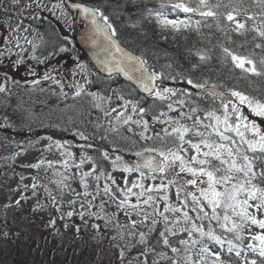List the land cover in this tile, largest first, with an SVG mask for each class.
Segmentation results:
<instances>
[{
  "label": "snow or ice",
  "instance_id": "1",
  "mask_svg": "<svg viewBox=\"0 0 264 264\" xmlns=\"http://www.w3.org/2000/svg\"><path fill=\"white\" fill-rule=\"evenodd\" d=\"M44 12L69 31L75 23L73 14L79 16L84 21L81 40L90 45L99 73H106L101 76L92 73L86 64H78L84 84H99L111 95L88 91L84 84L77 82L69 85L75 89L73 99L82 95L92 99V106L110 118L106 133H116L127 140L130 137L121 133V128H126L140 140L154 142L134 153L142 161L134 166L122 163L123 157L119 155L111 160L114 168L139 174V178L131 182L125 177V187L118 188L124 198L119 200L117 207L129 218L132 213L142 216L139 221L130 219L131 229L119 237L122 241L127 237L123 246L112 245L118 249L119 264H264V0H159L155 7H149L148 0H95L91 3L86 0H0V106L5 110L0 128L13 126L7 109L13 108L16 87L36 86L41 80H50L60 86L65 98L68 96L60 80L48 71L41 78L24 79L22 84L4 70L8 67L15 71L24 65L29 75L36 76L28 60L44 64L51 57L71 50V38L52 26V20L44 16ZM26 20L29 23L25 24ZM45 21L52 28L51 35L56 38L53 41H46L45 34L33 27V23ZM147 25L157 27L160 38L165 41L171 36L173 41L181 37L187 43L192 34L197 41L157 68L149 60L155 57L158 63L159 53L155 46L151 51L145 47L149 39ZM42 44H51L52 49L43 59L36 55ZM24 45L31 48L27 57L25 53L29 48ZM212 49L219 50L218 63L226 67L237 82H247L252 92L210 82L204 73L215 70ZM165 55L169 54L165 52ZM181 56L187 60V68L180 63ZM197 72L199 77L195 76ZM91 75H96L95 81L89 78ZM121 76L127 84L112 87ZM166 81L188 87H171ZM113 96L122 103L104 108L103 104L107 101L110 105ZM208 102L211 107H201ZM24 103L18 100L13 111L31 115L30 108H23ZM251 117L260 118L261 123ZM155 124L166 127L156 131L152 127ZM100 127L97 123L96 128ZM63 130L68 131L67 128ZM149 132L153 134L148 135ZM73 135L83 141L90 139L78 128ZM47 139L52 140V137ZM101 139H107V135ZM66 145L71 146L68 141H55V147L64 150L61 155L73 158L74 154ZM47 147L51 149L52 145ZM116 150L118 147L114 146L113 151ZM189 150L194 154L189 155ZM101 155L104 160L110 159L107 150ZM86 161L94 166L90 171L79 173L80 186L84 189L82 195L95 200L100 195L99 186L95 194L89 191L88 177L94 176L98 181L100 175H105L112 184L115 180L103 172L94 175L97 167L91 156L81 155L74 166L80 169ZM45 163L48 168L53 167L52 161L44 160L30 167L40 169ZM63 166L69 167L68 160L63 161ZM181 174H187L188 178H182ZM67 179L69 177L63 176L54 183L67 187L64 183ZM146 179H160L161 182L146 186L143 182ZM181 179L182 183L178 184ZM174 185L179 201L175 205L169 202L168 195ZM36 187L34 183L32 188ZM134 189L139 191L134 192ZM181 192H184L183 198ZM103 193L113 200L118 199L116 190L108 183ZM132 196L136 197L134 204L130 203ZM52 200L55 206L56 197L52 196ZM161 200L164 202L162 211L158 206ZM15 203L19 206L20 200ZM69 203L74 205L76 201ZM88 206H93L91 201ZM149 207L151 212L147 210ZM190 213H195V217ZM74 215L73 211L62 213L60 220L71 219ZM78 215L87 227L86 213L81 211ZM88 215L104 218L96 213ZM161 222L162 229L158 227ZM56 224V219H50L46 226L55 228ZM139 225H145L147 232L139 230ZM91 227L99 231L100 226L92 224ZM253 227L259 230L252 231ZM68 228L64 223V229ZM75 233L80 236V226L75 227ZM54 234L58 235L59 229ZM4 236L7 238L8 233ZM112 240H116V236ZM133 250L135 256L131 255Z\"/></svg>",
  "mask_w": 264,
  "mask_h": 264
},
{
  "label": "trees",
  "instance_id": "2",
  "mask_svg": "<svg viewBox=\"0 0 264 264\" xmlns=\"http://www.w3.org/2000/svg\"><path fill=\"white\" fill-rule=\"evenodd\" d=\"M86 2L91 3L95 2V0H86ZM158 2L159 0H148V6H158ZM43 15L48 16L52 20V26L56 27L54 18L49 13L44 12ZM193 19H198V17H193ZM27 23L29 21L26 20L25 24ZM33 27H37L40 32L45 34L46 41L56 39L51 35L52 28L49 27L47 21L43 24L33 23ZM147 30L149 39L145 47H148L151 51L153 46H155V50L159 53L158 63L155 57L150 58L149 63L154 64L157 68L170 62L176 53H183L185 46L190 47L197 41V37L194 34L190 36V40L187 43L181 37H177V40L173 41L171 36L165 41L160 38L159 29L154 25H147ZM204 31L207 32L208 30L205 29ZM30 38L33 37L30 36ZM36 39L39 41L38 38ZM197 46L205 47L204 44H197ZM51 50V44H42L36 55L43 59L47 55V52ZM165 52L169 55L166 56ZM212 52L214 55L212 68L215 70L212 72L205 71L204 73L206 77L210 78V82L222 84L227 87L237 86L252 92V89L247 86V82H237V80L233 79V74L229 73L226 67H222L218 63L217 57L219 56V50L212 49ZM55 57L53 56L46 60L44 64L36 63V65L44 66L43 69H46L51 63L57 64L51 62ZM77 59L78 64H86L92 73L99 74L80 51ZM179 59L180 63L187 68V60L183 56L179 57ZM191 59L194 61L195 57ZM77 71H80L79 68ZM53 72L58 75L56 68L51 73ZM199 75V72L195 74L196 77H199ZM80 78L82 79V84H84V77L80 76ZM89 78L95 81L96 75H91ZM165 83L168 86L176 88L188 87L185 84L173 83L171 81H166ZM126 84V82L118 77L116 83L112 84V87L115 88ZM84 86L88 91L99 92L101 95H111L110 91L99 84H84ZM13 91L15 93L13 96V108L18 100L24 101L23 108H30L32 114L29 115L28 112L13 111V108L7 109V114L13 126L7 129L0 128V139L11 145L21 147L22 145H29L42 137L49 136L58 140L70 141L74 139L76 142L70 143L71 146L68 149H71L74 154L75 162H79L81 155L91 156L93 161L96 162L97 167L94 175H100L101 172L108 175L113 167L111 159H114L115 156L119 155L123 157V161L126 163H133L135 159L134 153L136 151L141 150L142 147L152 146L154 143L153 141L140 140L138 136L127 132L126 128H121V133L124 136L130 137L127 140L121 139L116 133H106L105 130L109 127L108 120L110 118L99 116L98 109L92 106L93 101L90 97L82 95L75 99H73V96L65 98L60 94L49 92L46 89L41 91V88L38 89L35 86L26 88L18 87ZM252 94L256 93L253 92ZM114 99L115 96H113L112 100ZM216 103L218 104L219 101ZM106 104L107 101L104 103L105 107ZM205 106L211 107L212 105L210 102L201 104V107ZM163 110L167 111L166 108ZM187 110V108H184V111ZM4 115L5 110L0 106V124L4 123ZM172 115H176V113ZM70 117L71 121L69 120ZM147 118L150 120V117ZM97 123L101 125L100 128H96ZM188 123L191 122L189 121ZM53 124L58 126H51ZM162 126L160 124L152 125L156 131H159ZM65 128L68 131H64L63 129ZM77 128L84 131L90 139L83 142L78 140L77 136L73 135V131ZM136 131L138 132L139 129H136ZM152 134V132L148 133V135ZM105 135H107V139H101ZM133 141H136L135 145L139 144L137 148H135ZM84 144H92L94 147L81 148L80 145ZM114 146H117L118 150L113 151ZM156 146H159L158 143ZM104 150L109 152V160L103 159L101 152ZM90 163L93 165L90 161L85 162V164ZM38 171L39 169L21 167L12 162L9 163L8 160L0 162V178L5 174H17L21 177L37 176ZM93 178L94 176L88 178L90 190L95 185ZM52 181L50 185L54 187L55 180L52 179ZM51 189L57 190L55 188ZM63 196H65V193H63ZM159 208L161 211L163 210L160 206ZM91 213H96L98 216L104 217L102 210L95 206L92 208ZM85 219L88 221L87 227H85L79 215H74L71 219L65 217V220H63V223L73 226L74 229L77 225L80 226L81 233L77 237L75 231L73 233L71 231H62L58 227L51 229V232H46L45 229H42L38 225L36 220H32L31 216L16 204L0 210V230L3 233H8L7 238H5L4 234L0 235V264H119L115 254L116 251L118 252V249L112 248V245L120 244L123 246L126 243L127 237L125 241L120 240L119 237L121 234L126 235L127 231L122 232L120 228L106 220L105 217L103 219H97L96 216H89L87 214ZM92 224H98L100 226L99 231L93 229L91 227ZM158 227L162 229L163 223L161 222ZM57 229H59L58 235L54 234ZM139 230L147 232V227L143 225ZM93 236L96 239H92ZM113 236H116V240H112ZM131 255H136L135 250L131 252Z\"/></svg>",
  "mask_w": 264,
  "mask_h": 264
},
{
  "label": "rangeland",
  "instance_id": "3",
  "mask_svg": "<svg viewBox=\"0 0 264 264\" xmlns=\"http://www.w3.org/2000/svg\"><path fill=\"white\" fill-rule=\"evenodd\" d=\"M180 17L183 18V14H180ZM174 18V17H170ZM55 21V19H54ZM56 28H59L60 33L62 35H68L71 38V45L70 51L68 53H61L57 55L51 62L57 63V64H49L46 69H43L44 66H37L36 62L28 60L27 63L31 64L34 67V70L36 72V76H31L27 73L26 68L24 65H21L18 70H10L8 67H5L4 70L9 71V74L12 75L15 79L21 80V83L23 84L24 79L32 80V79H38L41 78L45 71H48L50 75L54 76L57 80H60V82L64 85L63 91L68 93V96H73L71 94L74 93L75 89L69 87V85L74 83H81L83 77L81 75L80 71L78 70V59L77 56L79 55V50L77 45L75 44V41L73 39L72 30H67L64 25L58 24L55 21ZM36 42L39 43V41L36 39ZM25 47L29 48V52L25 53V57L29 56L31 54V48L29 45H24ZM73 60L76 62L75 66L67 67L65 64L69 61ZM56 66V67H54ZM57 69L58 75L55 74L53 71L54 68ZM53 68V69H52ZM75 73V75H73ZM31 85H25L24 87L20 88H26L30 87ZM36 88L46 89L49 92H53L56 94H61L60 86L53 83L52 81H43L41 80V83L39 85L35 86ZM18 88V87H16ZM14 88L13 90H15ZM63 96V95H62ZM118 103H122L116 100L111 101L110 105L109 102H107L106 107L103 104L104 108H108L109 106L115 107ZM120 109H118L119 111ZM99 116H104L103 112L98 109ZM115 114V113H114ZM114 114H112L114 116ZM174 114V113H172ZM170 113V115H172ZM252 119H256L258 123H261L260 118L251 117ZM78 140L79 137L77 136ZM58 139L52 138V140H48L47 137H42L39 140L30 143L29 145H22L21 147H18L16 145H11L6 141H3L0 139V162L6 161L12 162L15 165L21 166V167H30V165L35 164L39 162L40 160L44 161H52L53 167L48 168L47 163L42 165V167L37 172V176H25L21 177L17 174H5L2 175L0 178V210L5 209V205H13L16 204L15 202L17 200H20L19 207L25 211L28 215L31 216L32 220H36L38 225L45 229L46 232H51L53 229L52 227H47L48 221L50 219H56L57 224L55 228H59L62 231H71L73 233L75 231L73 226H69L68 230L64 229V223L62 220H60V215L62 213H67L68 211H73L78 215L79 212L84 211L87 214L91 213L92 208L95 206L97 208H100L102 210L103 216L106 218V220L110 221L112 224L121 229L122 232H126L131 229V223L130 219H135L137 221L142 219V216H137L135 213H132L131 218L125 215L124 210L121 208H118L117 205L119 203L120 199H123V195L118 191V188H124V178L127 177L128 181H134L139 178V174L136 172L133 173H125L121 170V168L112 167L110 173L108 175H111V177L115 180V184H112L111 180H106L104 175H100V179L97 181L93 178V183L95 185L93 186V189L89 191L93 192L95 194L97 185L99 186L100 195L97 196L95 200H92L91 196L84 197L82 195L84 189L80 186V172H87L90 171L93 168V165L90 164H84L80 169H77L74 165L78 164L79 162H75V158L73 155V158H69L66 154L61 155V153L64 151L63 149H57L55 147V141ZM61 142L68 141L70 143L76 142V140H59ZM83 142V140H80ZM52 145L51 149H48V145ZM71 145V144H70ZM139 145V144H138ZM138 145H135V148H137ZM69 152L72 153L71 149H68V145L65 146ZM185 147H188L185 145ZM194 154L192 150H189V155ZM14 157V158H13ZM68 160L69 167L67 169L63 166V161ZM112 160V159H111ZM123 163H126L123 161ZM129 166H134L135 162L133 163H127ZM7 168V167H5ZM32 168V167H30ZM36 169V168H35ZM62 174V175H61ZM147 174V173H146ZM150 175V174H148ZM158 176L160 174H157ZM63 176L69 177V179L65 180L64 183L67 185V187L63 185H58L55 183V186L52 187L50 185L52 179L55 181L61 180ZM181 177L186 179L187 174H181ZM35 178V179H34ZM89 178V177H88ZM145 185L150 184H159L161 181L160 179H157L155 181H152L151 179H146L143 181ZM167 183V180L164 181ZM36 184L37 187L35 189L32 188L33 184ZM89 183V182H88ZM105 183H108L113 189L116 190L118 193V199L113 200L111 196L105 195L103 193V188ZM182 183V179L178 180V184ZM130 186V183H129ZM188 188H191V186H187ZM51 188H55L57 190H53ZM47 189V191H46ZM134 192H138L139 189H134ZM65 193V196H63V193ZM81 193L80 196H77L76 193ZM51 193V195H49ZM169 195V202L172 204H178L179 201L176 199V185L172 186L169 189L168 192ZM52 196L56 197V204L54 206ZM184 192H181V198H183ZM21 197H26V199H21ZM70 200H75L76 203L74 205L70 204ZM91 201L92 207L88 206V202ZM84 204V207L81 208V204ZM130 203H136V197L132 196L130 199ZM101 204H103V207L101 208ZM164 202L158 201V206L163 208ZM56 208H59L60 211L57 212ZM35 209V210H34ZM149 212H151V207L147 209ZM131 211V209H129ZM193 217H195V213H190ZM199 223V221H197ZM139 228H142L143 225H139ZM259 229L256 227L252 228V231H258ZM3 231L0 230V235H3ZM247 231L244 233V235L247 237ZM247 242V240L245 241ZM117 251L115 252V254Z\"/></svg>",
  "mask_w": 264,
  "mask_h": 264
},
{
  "label": "water",
  "instance_id": "4",
  "mask_svg": "<svg viewBox=\"0 0 264 264\" xmlns=\"http://www.w3.org/2000/svg\"><path fill=\"white\" fill-rule=\"evenodd\" d=\"M73 15H74V18H75V23L73 24V28L75 30V41H76L77 45L79 46V48L81 49L82 53L88 58V60L93 65V67L99 72V69L95 66V60L93 59L92 49L90 48V45L81 40V35H82L83 31H84V21L79 16H77L75 14H73ZM74 63L75 62L73 60H69L66 63V66L67 67H72L74 65ZM100 74L106 76V73H100ZM120 79L125 81L122 76L120 77ZM163 127H166V125L163 126ZM136 162L137 163H141L142 161H140V159L137 157L136 158ZM115 194H116V196H118L117 192Z\"/></svg>",
  "mask_w": 264,
  "mask_h": 264
}]
</instances>
